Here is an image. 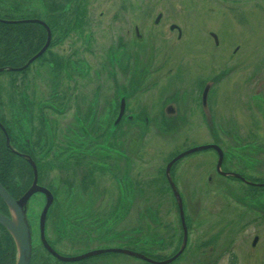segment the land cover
I'll list each match as a JSON object with an SVG mask.
<instances>
[{
    "label": "flooded vegetation",
    "instance_id": "flooded-vegetation-1",
    "mask_svg": "<svg viewBox=\"0 0 264 264\" xmlns=\"http://www.w3.org/2000/svg\"><path fill=\"white\" fill-rule=\"evenodd\" d=\"M25 1L28 2L20 1L17 11L0 3V22L22 26L16 54L25 61L21 68L5 67L0 71V75L10 72L13 75L6 86L0 84V125L5 131L7 125L12 132L8 139L13 142L14 152L29 165L27 173L31 177L27 178L26 186L25 172L21 170L22 176L14 182L15 189L11 184H0L17 200L33 185L34 173L28 160L35 164L37 184L42 191L26 204L32 237L30 264H241L252 261L256 255L264 264V146L257 141L256 134L251 132L253 140L245 143L237 126L222 129L218 136L211 128L214 142L209 145L217 147L222 158L216 168L219 157L211 149L216 157L214 173L203 181L199 197L204 198L210 192L213 195L218 186L232 220L221 219L212 232L195 233L194 247L193 226L183 198L185 180L177 169L185 156L172 162L166 174L167 165L178 154L153 162L144 156L143 143L132 146L133 138L144 139L141 134L147 130L163 134L176 123L187 122V114L198 113L197 110L205 122L204 112L210 113L214 107V96L219 92L215 89L225 73L215 72L208 77L206 72H199L202 66L191 72L188 62L186 88L177 90L175 73L164 71V60L156 66L151 64L156 53L150 58L147 51L155 49L142 42L137 27H132V40L121 34L109 45L105 37L104 46L99 48L88 32L84 49L90 58L84 57V50H77L75 39L70 38L79 35L83 25L92 23L85 16L83 1L73 8H68L69 0L61 3L39 0L44 2L39 7L26 6ZM160 17L159 13L153 19L154 26ZM117 18L111 17L109 23ZM171 25L174 24L170 23L167 31L181 37L182 31L176 25L171 29ZM213 35L209 33L211 40ZM48 40L42 55L33 59ZM30 41H34L33 46ZM214 45L218 47V40ZM99 55L101 59H95ZM36 62L55 68L56 77L47 81L51 92L46 93L30 79L32 71L38 70H33ZM4 79L0 76V81ZM86 84H92L89 92L84 90ZM26 88L30 92H25ZM9 89L7 102L2 97L8 98ZM259 95L262 97L260 93L251 97L256 108ZM152 96L153 103L148 100ZM2 109L8 110V114L2 113ZM69 112L73 115L71 120L66 118ZM59 120H63V128ZM0 131L5 135L1 127ZM53 169L64 177L51 182ZM60 188L67 194L63 202L58 193ZM172 188L181 202L184 225ZM38 195L43 197L40 203L43 208L34 222L31 204ZM2 202L0 198V212L6 215ZM172 208L176 220L171 216ZM33 215L36 217V213ZM127 215L136 216L127 221ZM205 223L203 219L199 228ZM1 228L0 264H15L13 245L10 238L8 242L3 238L7 236ZM244 234L250 243L240 250L233 245V238ZM223 237L228 241H223Z\"/></svg>",
    "mask_w": 264,
    "mask_h": 264
},
{
    "label": "rangeland",
    "instance_id": "rangeland-1",
    "mask_svg": "<svg viewBox=\"0 0 264 264\" xmlns=\"http://www.w3.org/2000/svg\"><path fill=\"white\" fill-rule=\"evenodd\" d=\"M7 1L9 5L5 0H0V3H4L6 8L9 6L15 11L21 4V0L19 2L18 0ZM54 1L61 3L66 0ZM82 1L84 7L86 6L85 16L92 20V23L83 25L82 32L79 35H71L70 38L71 40L75 39L77 50H84V57L90 58V54L84 49L86 44L84 37L88 32H91V41L96 39V47L99 48V46H104L105 37L109 45H113L116 42L115 37L121 34L126 37V40H132V27H137L138 33L143 37L144 41L142 42L148 46L152 45L150 48L155 49L154 52L147 51L150 58L156 53L151 64L156 66L161 59L164 60L166 67L164 71L170 70V74L172 72L176 74L174 77L178 80L175 86L177 90L186 88L184 77L188 62L191 63V72L197 71V68L202 66L199 72H206L205 75L207 74L208 77L215 72L225 73L221 84L215 89V92L217 89L219 92L214 96V107L211 108L210 113L208 110L204 112L205 122L197 110L198 113L195 111L192 115L187 114V122L176 123L177 125L172 130H164L163 134L153 129L141 134L145 140L141 138L134 140L133 138V147H136L138 143L137 146L143 143L142 150H146L145 157L151 158L154 162L156 158H170L198 146H208L214 142L210 136L211 128L212 132L214 131L218 136L219 131L233 125L238 127L236 129L242 134L243 142L252 141L251 132H253L258 137L257 141H261L264 146V0H69L68 8L71 6L73 8ZM24 5L39 7L44 5V2L28 0ZM159 13L161 14L159 23L154 26L153 19ZM143 14H148V16ZM115 15L119 17L117 18L119 21L109 23L112 21L110 18ZM170 23L182 31L181 37L177 38L176 32L167 31ZM210 32L218 40V47L209 37ZM97 54L95 53V55ZM100 55L95 56V59H101ZM40 64L41 62H36L32 65L33 70L35 68L38 70L37 72L32 71L30 79L32 82H36L40 89H44L48 93L51 92V88L47 81L56 77V70L54 67L51 69L48 64ZM10 73L0 75L2 78H6L0 81L1 85L2 83L3 86L8 84L7 79L10 80L13 76ZM23 84L25 83L23 82ZM91 85H84V90L87 92L92 90ZM27 89L29 91H26ZM24 90L30 92V88ZM259 93L262 94V97L258 96L261 98L256 108L251 97ZM10 94L11 89H9L8 98L6 96L2 98L8 102ZM148 100L153 103L155 97L152 96ZM149 105L151 104L149 103ZM2 110V113L8 114V110ZM67 115L66 118L70 120L73 118L72 112ZM61 121L63 122V120H59V125L63 128ZM218 141L222 145L219 139ZM222 147L224 146L222 145ZM215 162L214 151L208 149L188 154L181 158L177 165V169L181 171L182 179L185 180L183 198L187 202V212L193 226L191 231L193 247L197 242L193 240L195 233L212 232L219 227L221 219L232 220L231 213L223 205L227 202L222 200L221 189L218 186L215 187L216 191L214 190L213 195L210 192L205 193L204 198L199 197L203 191L201 186L203 181L206 180L207 175L214 173ZM52 172L51 182H56L58 178L64 177L60 171L57 172L53 169ZM206 190L209 192V189ZM58 193L61 202H63V199L67 198V194L63 188H60ZM41 200H43L42 195H38L31 204V212L36 213V217L32 214L34 222L39 210L43 208V204H40ZM171 213L172 218L176 220L173 208ZM134 216L127 215V221H130ZM203 219L206 223L201 229L199 224ZM222 240L228 241L227 237H223ZM233 242V245L238 246L240 250L248 248L250 243L245 234L241 237H234ZM262 260L264 263V258ZM241 264H262V262L258 261V255H256L252 261L245 260Z\"/></svg>",
    "mask_w": 264,
    "mask_h": 264
},
{
    "label": "water",
    "instance_id": "water-1",
    "mask_svg": "<svg viewBox=\"0 0 264 264\" xmlns=\"http://www.w3.org/2000/svg\"><path fill=\"white\" fill-rule=\"evenodd\" d=\"M173 27H176V26L171 25L170 28L172 29ZM213 40L216 41L214 35H213ZM48 42L49 40L47 41L46 46H44L41 49V51L33 59L42 55V52L47 48L49 44ZM7 70H10V69H7ZM0 71H4V68H0ZM206 89H207V86L205 87L202 93L203 98L205 96ZM0 127L2 131L5 132L6 142L10 143L7 132L4 130V128L1 125ZM208 149H213L216 152L217 156L219 157L217 165H216V168H218L219 161L222 158L220 150L214 145L198 146L197 148L186 150V152L178 154L174 159H172V161H170L166 167V170H165L166 174L168 172V167L170 166L172 162L176 161V159L186 156L187 154H190V153H196L197 151H203V150H208ZM28 162H30L32 166L33 173H34V180H33V185L27 190V192L23 194L22 197L16 200L12 195H10L8 190L4 188L3 185L0 184V198L3 200L4 204L8 206V210L10 212L9 215L7 216L0 212V225L2 228L8 231L11 238H13L14 240L15 249L17 250L15 264H30V261H31L30 257L32 253V248H31L32 237H31V228L29 226L28 218L26 216V206H27L26 204H27V201L35 193H37L38 191H42V188H40L37 184V176H38L37 168L31 160H28ZM171 187H172V184H171ZM172 192L174 193V198H175V201L177 202V209H178V213L180 214V221L183 223V213L181 210V202L179 200V196L177 192L174 191L173 188H172ZM48 206H49V201H48ZM43 222H44V215L41 218V225L43 224ZM153 264H156V263H153Z\"/></svg>",
    "mask_w": 264,
    "mask_h": 264
},
{
    "label": "trees",
    "instance_id": "trees-1",
    "mask_svg": "<svg viewBox=\"0 0 264 264\" xmlns=\"http://www.w3.org/2000/svg\"><path fill=\"white\" fill-rule=\"evenodd\" d=\"M10 18L16 19L14 17H10ZM20 27H22L20 26V24L19 25H12V24L6 25L0 22V67H3V68L20 67L21 68V66L25 64V61H22L19 58L20 54L18 53L16 54V52H19V50L17 51V46L19 44L18 42L20 38L22 37V34L20 33ZM33 42L34 41H30L31 46L34 45ZM10 60H14V61H10ZM1 122L4 123V121H1ZM4 127L6 131L8 132L9 138L11 139L12 132L7 127V125H4ZM9 142H10V146L7 145V143L5 142V135H3L2 132L0 131V183L2 182L7 185L11 184L10 187H12V189H15L17 185L15 186L14 182L17 180L18 177L22 176V174H20L19 171L24 170L25 173H24L23 179H24V182L26 179L25 184L27 186L28 181H29V179L27 178L31 177V174L27 173V170L29 171L30 167L26 162H24L25 160H22L20 158L19 153L14 152L13 142H11V140H9ZM2 206H3L2 210L6 212L5 214L9 215L8 206H6L3 202H2ZM4 233L8 239L5 237L3 238L7 242L9 241V238L11 240L10 242L13 245L15 258H16L17 250L15 249L14 240L13 238H11L8 231L4 230Z\"/></svg>",
    "mask_w": 264,
    "mask_h": 264
}]
</instances>
